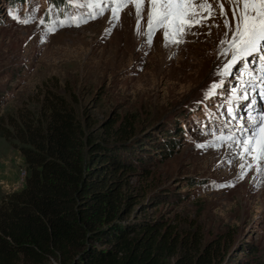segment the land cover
Returning <instances> with one entry per match:
<instances>
[{
	"label": "rangeland",
	"instance_id": "1",
	"mask_svg": "<svg viewBox=\"0 0 264 264\" xmlns=\"http://www.w3.org/2000/svg\"><path fill=\"white\" fill-rule=\"evenodd\" d=\"M211 3L215 15L203 26L186 28L178 43L165 38L162 28L149 31L148 0L142 18L129 3L118 20L106 9L91 21L53 33L41 17L27 25L1 20L0 202L20 191L29 175L21 144L6 140L2 129L12 134L10 125L22 117L40 118L42 101L56 94L89 128V137L108 143L112 151L121 146L122 159L133 162L135 172L124 180L126 195L136 204L125 224L163 221L180 240L201 237V249L219 242L222 264H264V163L242 157L235 140L219 139L232 134L242 140L241 124L251 128L254 121H264L261 97L257 104L249 102L252 112L235 118L220 104L232 97L233 88L255 86L252 75L264 91V68L246 58L224 74L232 58L227 43L232 32L216 0ZM223 6L232 22L229 0ZM214 84L223 86L209 95ZM196 113L201 120L192 117ZM115 120V129L125 121L133 124L123 143L107 138L104 126ZM203 124L223 130L204 132ZM135 158L141 161L135 164ZM91 247L101 248L94 242Z\"/></svg>",
	"mask_w": 264,
	"mask_h": 264
},
{
	"label": "trees",
	"instance_id": "2",
	"mask_svg": "<svg viewBox=\"0 0 264 264\" xmlns=\"http://www.w3.org/2000/svg\"><path fill=\"white\" fill-rule=\"evenodd\" d=\"M41 106L40 118L1 131L21 144L29 175L0 202V264H164L178 253L174 264H222L219 242L201 249V237L180 240L163 221L125 224L136 204L124 180L133 162L122 159L121 146L112 151L89 137L64 97L48 95ZM115 124L104 126L107 138L127 141L131 121Z\"/></svg>",
	"mask_w": 264,
	"mask_h": 264
},
{
	"label": "snow or ice",
	"instance_id": "3",
	"mask_svg": "<svg viewBox=\"0 0 264 264\" xmlns=\"http://www.w3.org/2000/svg\"><path fill=\"white\" fill-rule=\"evenodd\" d=\"M216 2L221 15L225 18V27L232 32L229 41H227L232 49V58L224 66V74H228L229 69L250 56H257L264 61V55H261L264 53V0H229L232 5V22L228 21L223 0H216ZM111 3L116 5L112 8L115 20L119 19V11L129 3L135 6L137 14L142 18L145 0H111ZM148 3L150 5L149 31L154 32L162 28L165 38L174 43L179 42L176 37L183 34L186 28L203 26L207 19L215 15L211 0H199V2L197 0H148ZM205 12L207 15H204ZM96 15H103V10L94 14L92 18H96ZM14 19L23 24L33 22L32 17L21 19L19 16H14ZM73 19L76 18L73 17ZM40 23H44V21L41 20ZM77 26L79 25L77 24ZM222 86V84H214L209 95L215 94L216 88ZM231 92L232 100L248 99L246 89L242 94H238L237 88H233ZM231 102L230 100L229 103ZM228 112L231 115L233 109L228 108ZM240 127L245 129L242 140L235 138L232 134L221 136L219 139L235 140V143L242 149V157L248 156L258 164L264 163V121H254L251 128H246L244 124H241ZM246 166L251 167L250 164H241L242 169ZM260 170L264 171V168Z\"/></svg>",
	"mask_w": 264,
	"mask_h": 264
}]
</instances>
